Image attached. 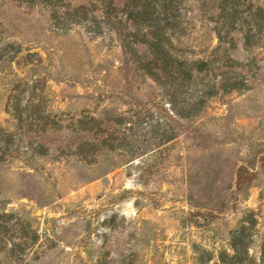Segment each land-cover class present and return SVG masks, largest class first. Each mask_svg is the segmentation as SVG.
Returning <instances> with one entry per match:
<instances>
[{
	"label": "rangeland",
	"instance_id": "1",
	"mask_svg": "<svg viewBox=\"0 0 264 264\" xmlns=\"http://www.w3.org/2000/svg\"><path fill=\"white\" fill-rule=\"evenodd\" d=\"M52 9L42 0H0V147L12 138L0 162V210L12 215L6 245L14 248L1 264H215L233 253L232 233L249 212L258 219L250 252L260 258L264 29L259 44L246 49L239 40L232 53L261 66L251 86L218 91L186 120L137 64L126 74L114 28L95 35L59 23ZM184 12L175 53H223L200 1L187 0ZM17 105L29 126L14 115ZM83 116L120 119L105 152L72 154L79 141L62 150L74 137L68 120Z\"/></svg>",
	"mask_w": 264,
	"mask_h": 264
},
{
	"label": "trees",
	"instance_id": "2",
	"mask_svg": "<svg viewBox=\"0 0 264 264\" xmlns=\"http://www.w3.org/2000/svg\"><path fill=\"white\" fill-rule=\"evenodd\" d=\"M186 1L42 0L44 6H52V17L59 23L84 24L95 35L102 34L106 27L114 28L123 43L126 74L134 72L133 63L137 64L139 69L166 89L176 115L190 120L201 114L207 99L218 91L242 90L251 86L249 76L251 73L255 75L254 70L261 66H257L255 58L240 61L232 53L239 40L246 49L259 44L255 39L264 29V7L252 0H199L206 19L215 23L213 29L220 42L216 49L223 53L218 52L219 55L210 60H190L176 54L174 44L175 39L184 36L187 30ZM58 27L65 28L64 25ZM256 29H259L258 32H255ZM217 70L221 72L219 81ZM207 76H213V81L207 80ZM14 110V115L29 126V116L23 117L24 109L17 105ZM48 116H42V132L48 128L49 122L45 121ZM59 121V128H62L64 121ZM68 121L66 127L71 129L74 137L71 144L67 142L61 148L64 151L79 141L72 154H85L86 149L91 150V154L96 150L105 152L110 143L109 127L121 123L116 116H83ZM11 144L12 138H9L6 146L0 147V162L6 153L12 152ZM42 150L45 154L44 145ZM11 221L12 215L0 210V254L14 249L8 250L6 245L13 231ZM257 225L255 212H249L232 233L230 244L233 253L222 252L215 264H264V240L260 258L250 252Z\"/></svg>",
	"mask_w": 264,
	"mask_h": 264
}]
</instances>
